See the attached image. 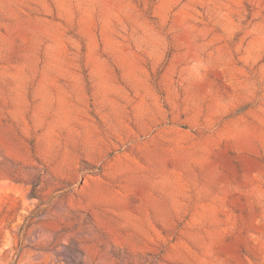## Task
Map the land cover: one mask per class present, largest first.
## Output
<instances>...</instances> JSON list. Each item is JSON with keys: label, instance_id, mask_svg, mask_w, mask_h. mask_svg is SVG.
Instances as JSON below:
<instances>
[{"label": "rangeland", "instance_id": "1", "mask_svg": "<svg viewBox=\"0 0 264 264\" xmlns=\"http://www.w3.org/2000/svg\"><path fill=\"white\" fill-rule=\"evenodd\" d=\"M0 264H264V0H0Z\"/></svg>", "mask_w": 264, "mask_h": 264}]
</instances>
